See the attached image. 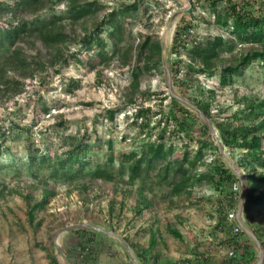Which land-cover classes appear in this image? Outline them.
Instances as JSON below:
<instances>
[{
	"label": "rangeland",
	"instance_id": "rangeland-1",
	"mask_svg": "<svg viewBox=\"0 0 264 264\" xmlns=\"http://www.w3.org/2000/svg\"><path fill=\"white\" fill-rule=\"evenodd\" d=\"M133 1H137V10L125 18L124 42L120 46H125L121 49L123 53H127L128 61H124L122 53L112 54V43L106 38L107 26L99 34L107 46L103 58L98 56L100 50L96 46L87 50L86 45L80 42L81 39L107 19V14L116 8L118 2ZM258 1L264 7V0ZM101 2L104 9L95 16L80 21L81 23L73 25L66 18L61 21L66 33L70 35L75 30L77 37L64 46L63 56L55 65L47 66L44 71L36 70L32 77L27 76L28 73L22 76L12 68L7 69L5 78L11 80L14 77L19 86L16 92L11 91L12 89L6 92V86L0 88V127L8 131L0 150V166H6L10 158L20 159L25 156L26 148L30 145L32 149L40 148L49 156L60 155L66 150L65 145L72 142L70 137L81 139L85 136L89 145H94L93 152L86 156L92 163L105 161L108 140L113 142L116 159H120L123 153L135 150L146 139L153 141L154 131L150 138L146 135L137 137L138 130L134 127L131 113L138 106L145 110L149 107V113L155 115L157 109L165 113L168 111L171 98H174L167 86L164 67L170 72L172 91L181 96L174 81L186 77L191 65L187 62L185 51H181L179 45L174 47L175 33L190 22L194 28L188 32L195 35V39L217 35H222L225 40L232 39L214 23L207 0ZM222 6L223 2L220 3V7ZM53 12L62 14L65 7L58 4ZM48 14L49 6H46L38 15L48 18ZM6 18L1 15L0 23H4ZM181 32L179 37L183 40L187 32ZM146 38L151 44L160 45V54L156 52L153 57L156 67L141 75L139 92L136 93L133 104H129L126 97L131 71L137 63L141 68L148 65L145 60L147 50L145 56L140 58L138 48ZM186 45L190 46L191 43ZM32 46L31 43L21 46L29 61L51 59L52 52L44 50L41 43L36 42ZM249 47L235 45L232 53L224 55L223 59L232 62V59ZM105 57L110 60H105ZM177 60L182 62L174 80L171 66ZM198 78V82L197 78H188L192 89L200 83L205 89L214 90L218 96L216 105L224 109L222 119L239 108V100L244 97L264 99L263 62L256 61L236 78L232 86L224 89L215 86L216 76L209 79L199 75ZM43 108H47L48 112H44ZM110 109L118 111L113 121L107 118V111ZM193 113L197 115L196 112ZM11 123L13 126H10ZM210 124L216 137L210 130L209 134L218 149V155L213 149H206L205 164L198 167L199 172L205 171V165L214 156L229 168L233 162L239 169L236 159L240 152L236 150L232 156L221 144L214 125ZM200 126L196 121L193 129L197 130ZM196 140L194 136L189 139L184 135L183 139L174 133L167 140L168 145L172 143L176 148L172 158L181 156L184 143L189 144L188 149L193 157L197 148ZM2 142L0 137V143ZM218 145L224 151H220ZM116 170L117 164L115 179L106 182L90 179L86 172L67 181L61 177L50 178L44 175L45 172L32 176L26 168L0 169V264H49L47 254L56 257L59 264H139L137 251L133 246L148 251V264H176L184 259L195 258L193 251L198 255L206 254L211 259L227 255V247L218 242L228 231H214L219 213L216 212L217 206L214 203L215 194L208 185L202 182L189 194L184 192L180 196L171 197L169 187L154 184L155 171L148 178L143 176L131 183L128 171L121 176ZM240 171L245 177L243 170ZM240 194L239 189L234 209L236 211ZM44 198H48V203L44 208L35 210L34 220L30 221L27 215L30 208ZM144 200L148 203L147 207H144ZM243 208L244 202L241 217L245 226L251 231L252 228H264V207L246 208L245 211ZM169 229L179 231L183 238H175L169 233ZM99 231H103L104 236L92 234ZM153 233L156 244L151 248ZM239 240L242 241L243 237H239ZM249 240L250 246L257 253L255 264L261 255L263 260L260 264H264L263 245L261 244V251L253 240ZM87 247V252L91 250L92 254L84 258L82 252ZM153 259L158 262L154 263Z\"/></svg>",
	"mask_w": 264,
	"mask_h": 264
},
{
	"label": "trees",
	"instance_id": "trees-1",
	"mask_svg": "<svg viewBox=\"0 0 264 264\" xmlns=\"http://www.w3.org/2000/svg\"><path fill=\"white\" fill-rule=\"evenodd\" d=\"M207 1L214 23L232 39L225 40L222 35L209 36L201 40L195 39V35L188 32L194 28L190 22L180 28L175 33L174 47L179 45L181 51H185L187 62L191 66L188 67V75L180 78L177 82L174 81V83L178 87L180 95L195 105L214 125L223 147L227 148L232 156L236 150L240 152L236 164L239 169L243 170L247 185L244 211L246 208L264 207V99L244 97L239 100V108L226 119H222L224 109L216 105L218 96L215 95L214 90L205 89L206 87L200 83H197L198 86L193 90L191 81L188 80V78L194 77L197 78L198 82L199 75L209 79L216 76L217 83L215 86L224 89L232 86L236 78L253 66L256 61L264 63V7L258 0ZM133 2H118L116 8L107 14V19L102 21L92 33L86 34V37L81 39L80 42L86 45L87 50L96 46L100 50L98 56L102 57L106 54L104 52L107 47L106 43L99 34L103 27L107 26L106 38L112 43V54L122 53L125 57L124 61H128L127 53L122 51L125 46H120L124 42L125 18L137 10V1ZM221 2L224 3L222 7H220ZM58 4L65 7V12L59 15L53 12V8ZM46 6H49V17L43 18L38 14ZM102 9H104V5L101 0L0 1V16L7 17L4 23H0V88L6 86V92L11 89V91L16 92L19 86L14 77L11 80L5 78L8 68H12L15 72L18 71L22 76L28 73L27 76L32 77L36 70L44 71L47 66H53L60 61L64 46H67L72 40L75 41L77 37L75 30L70 35L66 33L65 26L61 24L62 20L66 18L75 25L87 17L95 16ZM29 16L32 18L28 19ZM181 30L187 32L183 37L185 42L179 37L182 34ZM36 42L41 43L44 50L52 52L50 60L29 61L27 59L21 46L24 43H31L35 46ZM188 42L191 43L190 46L186 45ZM234 44L241 47L249 45L250 47L247 51L239 53L235 59H232V62L223 59L224 55L232 53ZM138 48L140 58L145 56L147 50L145 60L148 65L141 68L137 63L131 71L126 97V102L129 104H133L135 95L139 92L141 75L156 67V63H153V57L156 52L160 54L161 50L159 44H151L148 38ZM105 60L110 59L105 57ZM181 62L177 60L172 63L171 71L174 80L180 71ZM43 111L47 113L48 109L43 108ZM117 112V109L108 110L107 118L113 121ZM149 112V107L145 110L142 109V106H138L131 113V116L134 127L138 130L137 137L146 135L150 138L154 131L153 141L150 139L142 141L135 150L123 153L120 159L115 158L113 142L108 140L106 143L108 153L105 161L92 163L86 159V156L93 152L94 145H89L84 138L85 136L81 139L70 137L72 142L70 141L65 145L67 148L60 155L49 156L40 148L32 149L30 145L26 148L25 156L20 159L10 158L9 163L6 166L1 165L0 169L8 167L16 170L26 168L32 176L45 172L44 175L50 178L61 177L67 181L86 172L90 179L112 182L116 176L114 170L117 164V174L122 176L124 172L128 171V178L131 183L143 176L148 178L155 171L154 184L169 187V196L171 197L180 196L184 192L189 194L196 185L203 182L215 194L214 203L217 206L216 212L219 213V217L214 231L222 233L228 231L222 240L219 239L218 243L221 242L220 245L227 247V249L235 250L236 256L211 259L206 254L199 253L198 255L196 251H193L195 258L184 259L176 264H255L257 253L250 246L249 238L243 231L235 234L233 232V227L236 225L235 221L229 222L227 219L228 212L233 211L237 203L238 191H233L232 186L235 183L239 184L238 177L231 168L218 160L216 156H214L215 158L212 157L209 163L205 165L207 166L205 171L199 172L198 170L199 166L205 164L204 151L206 149L211 148L218 155V149L211 140L208 127L193 111L172 98L166 113L159 109L155 111L156 115ZM153 116H155V121H153ZM196 121L201 126L195 131L193 127ZM151 125L153 127H150ZM10 126H13V123ZM6 130L0 127V137L3 140L0 143V150L4 140H6L8 132ZM174 133L183 139L184 135L189 139H193V136L197 138V148L193 157H191V151L188 149L189 144L184 143L182 146L184 151H182L181 156L172 158L176 148L172 143L168 145L167 140ZM167 135H169L168 138ZM204 136H208L209 139L201 140L200 138ZM67 139L69 138L67 137ZM5 150L7 151V149ZM47 203L48 198H44L43 201L33 205L27 213L29 220L33 221L35 210L44 208ZM143 203L144 207L148 206L146 200ZM252 231L264 247V228H252ZM169 233L175 238H183L177 230L169 229ZM92 234L104 236L100 232H92ZM239 237H243V240H239ZM89 241L91 242L92 239ZM155 244V234L153 233L150 247L153 248ZM134 247H136L140 264H148L146 263L148 251L141 247ZM83 250H85L82 252L84 258L92 254L91 250L89 253L87 252L89 247ZM48 261L49 264H59L58 259L52 254H48ZM153 262L156 263L158 260L153 259Z\"/></svg>",
	"mask_w": 264,
	"mask_h": 264
},
{
	"label": "water",
	"instance_id": "water-1",
	"mask_svg": "<svg viewBox=\"0 0 264 264\" xmlns=\"http://www.w3.org/2000/svg\"><path fill=\"white\" fill-rule=\"evenodd\" d=\"M164 71L166 74V82H167V86L169 88L171 97H173L175 100L181 102L183 105H185L187 108L193 110L194 112L197 113V115L200 117V119L205 123V125L208 127V129L212 132V134L215 136L214 132H213V128L210 124L209 119L195 106L193 105L191 102L185 100L183 97L176 95L173 91H172V86H171V79H170V72L168 70V68L164 67ZM216 137V136H215ZM219 150L220 151H224L220 148V146L218 145ZM231 170L233 171V173L238 177L240 186H241V194L239 197V204H238V209H237V224L241 227V230L249 237V239L253 240L254 243L261 249L262 251V247H261V243L259 241V239L257 238V236L247 227L245 226V224L242 221V204L244 202V198H245V194H246V182H245V177L242 175L240 169H238L234 163L232 162V167ZM96 231H98L95 228ZM100 233H103V231H99ZM263 260V256L261 255L259 260L257 261L256 264H260Z\"/></svg>",
	"mask_w": 264,
	"mask_h": 264
},
{
	"label": "built area",
	"instance_id": "built-area-1",
	"mask_svg": "<svg viewBox=\"0 0 264 264\" xmlns=\"http://www.w3.org/2000/svg\"><path fill=\"white\" fill-rule=\"evenodd\" d=\"M232 188H233V191H235V192L239 191V189L241 190L240 183L239 184H236V183L233 184ZM227 219L229 222L235 221L236 225L233 227V232L235 234L242 231L241 227L237 224V221H236L237 220V211L236 210L228 212ZM226 254H227L226 256L229 258H233L236 256L235 250L230 249V248L227 249Z\"/></svg>",
	"mask_w": 264,
	"mask_h": 264
},
{
	"label": "crops",
	"instance_id": "crops-1",
	"mask_svg": "<svg viewBox=\"0 0 264 264\" xmlns=\"http://www.w3.org/2000/svg\"><path fill=\"white\" fill-rule=\"evenodd\" d=\"M243 219V218H242ZM134 247V246H133ZM134 248H136V247H134ZM136 250V249H135ZM220 257V256H219ZM219 257H218V259H219ZM221 258V257H220ZM47 260H48V254H47ZM48 263H49V261H48ZM139 264H140V262H139Z\"/></svg>",
	"mask_w": 264,
	"mask_h": 264
}]
</instances>
